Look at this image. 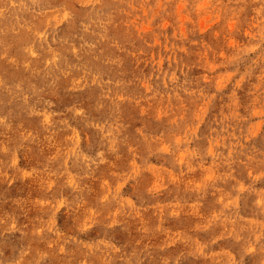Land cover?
<instances>
[{
    "label": "clouds",
    "instance_id": "clouds-1",
    "mask_svg": "<svg viewBox=\"0 0 264 264\" xmlns=\"http://www.w3.org/2000/svg\"><path fill=\"white\" fill-rule=\"evenodd\" d=\"M261 122L264 0H0V264H264Z\"/></svg>",
    "mask_w": 264,
    "mask_h": 264
},
{
    "label": "bare ground",
    "instance_id": "bare-ground-1",
    "mask_svg": "<svg viewBox=\"0 0 264 264\" xmlns=\"http://www.w3.org/2000/svg\"><path fill=\"white\" fill-rule=\"evenodd\" d=\"M239 170H242L243 176L240 177L237 175L238 178L246 180V176H247L246 171L244 169H237V171H239ZM201 179H202L201 175L199 173H197V174L192 175L189 178V182L198 184V183H200ZM223 187H224L225 191L230 190V185H224ZM182 188H183V185H181V191L179 193L173 191L171 196L166 194L161 199L160 203L164 204V203L170 201L174 196H177V195L183 197L184 199H188L189 201L193 200L194 197L190 194L184 193L182 191ZM254 198H255L254 196H247L246 195L244 200L241 201L242 214L251 215V213L249 212V208L251 207V202ZM221 199H223V197H221ZM213 207H214L213 196L211 193H209L208 198L203 202V207L198 210V213H197V210H195V209L183 208L180 211L179 221H169L165 226L169 227L172 231H180L181 233L189 232L191 234V230L193 229V227L197 226L201 222V218L204 216H207ZM217 231H219V230H217ZM199 236H200L201 240H205L208 238V234L201 233V234H199ZM231 247H232V245L230 242L221 241L218 245L215 246V250L220 251L222 248L227 249V248H231ZM181 250H183L182 246L177 245L176 247H174L170 251H172L173 253H177ZM233 250H235V249H233ZM188 264H197V261L192 260L190 258L188 261ZM247 264H253V262L249 261Z\"/></svg>",
    "mask_w": 264,
    "mask_h": 264
},
{
    "label": "rangeland",
    "instance_id": "rangeland-1",
    "mask_svg": "<svg viewBox=\"0 0 264 264\" xmlns=\"http://www.w3.org/2000/svg\"><path fill=\"white\" fill-rule=\"evenodd\" d=\"M204 24V21H202V25ZM212 27H215V25H213ZM153 56H155V52L153 53ZM257 136L258 137H260V138H264V122H261L260 124H259V127H258V130H257ZM257 143L259 144V145H261V146H264V139H259L258 141H257ZM155 162V161H154ZM237 175L238 176H240V177H242L243 176V174H242V170H239V171H237ZM257 188H264V183H259V184H257V186H256ZM249 262V261H248ZM247 262V263H248Z\"/></svg>",
    "mask_w": 264,
    "mask_h": 264
}]
</instances>
